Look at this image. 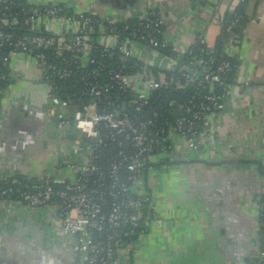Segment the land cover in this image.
Segmentation results:
<instances>
[{
	"label": "crops",
	"instance_id": "0c3cea01",
	"mask_svg": "<svg viewBox=\"0 0 264 264\" xmlns=\"http://www.w3.org/2000/svg\"><path fill=\"white\" fill-rule=\"evenodd\" d=\"M31 1L59 3L113 21L155 10L166 39L180 52L203 35L211 48L220 47L238 62L224 107L216 111L217 143L192 150L178 141L173 151L151 156L144 187L152 201L143 209L144 233L139 245L138 238L129 248L128 259L129 264H252L263 246L249 198L264 196V0H248L242 33L230 32L221 46L226 17L241 0ZM104 33L100 40L114 44L115 37ZM133 46L143 62L168 65L162 51ZM8 67L10 85L0 102V174L38 180L55 173L60 161L84 163L90 140L75 125L61 127L59 116L51 114L56 103L43 66L15 54ZM61 104L59 112L66 111L76 124L79 109ZM57 176L69 177V171ZM73 241L52 229L48 209L0 203V264H25L31 244L55 249L45 255L49 264H70L76 258L68 257ZM45 257L32 264H43Z\"/></svg>",
	"mask_w": 264,
	"mask_h": 264
},
{
	"label": "built area",
	"instance_id": "2783aa9c",
	"mask_svg": "<svg viewBox=\"0 0 264 264\" xmlns=\"http://www.w3.org/2000/svg\"><path fill=\"white\" fill-rule=\"evenodd\" d=\"M137 18L133 25L59 3L0 0L1 59L9 64L15 54L34 58L44 68L56 103L50 112L59 116L60 126L75 125L89 140L95 138L84 163L60 161L55 173L35 181L0 174V203L46 208L52 229L73 238L76 258L70 264H129L125 251L144 233L142 213L152 201L144 187L151 156L173 151L178 141L192 150L216 144V111L224 107L230 73L238 70L229 59L218 58L217 48L203 35L180 52L166 39L157 11ZM3 24H29L32 30L17 37ZM236 24L235 17L227 30ZM102 31L115 37V43L100 40ZM134 44L157 51L171 48L173 54H165L168 65L157 68L136 56ZM98 46L101 57L116 64L108 67L101 61L100 67L108 68L106 78L98 79L94 70L90 81L87 71L96 62L92 52ZM49 50L61 59L49 62ZM73 76L85 78L82 92L88 103L58 95L57 82ZM60 102L67 110L79 107L76 124L66 111L59 112ZM63 169L69 177L61 179L57 172ZM259 206L263 246L252 264H264V196Z\"/></svg>",
	"mask_w": 264,
	"mask_h": 264
},
{
	"label": "trees",
	"instance_id": "16d2710c",
	"mask_svg": "<svg viewBox=\"0 0 264 264\" xmlns=\"http://www.w3.org/2000/svg\"><path fill=\"white\" fill-rule=\"evenodd\" d=\"M247 2L248 0H245V1H242L238 6L237 8L229 13L226 17V21H225V29H224V34L222 35V37L220 38V45L223 43L222 41L225 39V37L231 32V33H242L246 23H247V20H248V16H247V9H246V5H247ZM236 17L237 19V24L235 26H233V28L228 31L227 30V25L229 23H231V21L234 20V18ZM138 18H132V19H129V22L133 25L136 24V22L138 21L137 20ZM119 26H123L122 24H119ZM2 27H4L5 29L9 30L10 32L14 33L17 37L19 36H23L25 34H29L31 32V27L29 24H20V25H17V24H14V25H2ZM98 29H96V32L93 34L94 37H96L98 35ZM124 35V34H123ZM202 44H197L198 47H200ZM101 47L98 46L96 48H94L93 52H92V57L95 59V63L92 64L88 71H87V78L88 80H93V76H95L93 74V71L94 70H98L97 72V75L96 77L98 79H102L104 80V78H106V72H107V69L108 68H104V67H100V64H106L108 65V67H112L114 66L113 64H116V60H115V63L114 62H111L110 60L108 59H105V58H102L101 57ZM163 53L167 54V55H171L173 54V51L171 50V48H163L161 50ZM48 55H49V62H54V60H60L61 57H55V52L53 50H49L47 51ZM2 53H0V75H5V78L3 79H0V100L2 98V96L4 95V92L8 89L9 85H10V70H9V64L1 59L2 57ZM217 57L220 58V57H225L227 59H229L233 66H234V69H236L238 66V62L233 58V57H229V56H226L225 54H223L220 50V47L217 48ZM102 61V62H101ZM100 67V68H99ZM235 74H236V71H232L230 73V79H229V83L233 82L234 78H235ZM89 81V82H90ZM84 84H85V78L83 79L82 77L80 76H73L71 78H68L66 80H61V81H58L57 82V88H58V95L63 99V100H66L68 97H70L73 101L74 100H77L78 102H86L88 103L89 102V98H87V96H85L82 92L83 90V87H84ZM158 100H153V107H158ZM20 178H22L23 180L25 179L23 176H20ZM31 181H35V180H31ZM262 233V232H261Z\"/></svg>",
	"mask_w": 264,
	"mask_h": 264
},
{
	"label": "flooded vegetation",
	"instance_id": "af4514ba",
	"mask_svg": "<svg viewBox=\"0 0 264 264\" xmlns=\"http://www.w3.org/2000/svg\"><path fill=\"white\" fill-rule=\"evenodd\" d=\"M16 252L17 253H19L20 251H19V249H17L16 248ZM55 249L53 248V247H51V246H49V247H40V245L39 244H37V245H35V244H31L30 245V249H29V251L30 252H28V254H27V256H26V258H27V261L25 262V264H28V261H30L31 263L30 264H32L33 263V261L34 262H36V260L38 261V259H39V257H42V258H44L45 257V255L49 252V251H51V252H53ZM67 251H68V257L70 258V259H74V257H75V255H76V251H75V249H74V241H73V243H72V245L70 246V247H68V249H67ZM26 252V253H27ZM25 255V254H24ZM48 256V255H47ZM46 258L47 257H45V260H43L42 262H43V264H49V261H47L46 260ZM37 263V262H36Z\"/></svg>",
	"mask_w": 264,
	"mask_h": 264
},
{
	"label": "rangeland",
	"instance_id": "374dc122",
	"mask_svg": "<svg viewBox=\"0 0 264 264\" xmlns=\"http://www.w3.org/2000/svg\"><path fill=\"white\" fill-rule=\"evenodd\" d=\"M197 41H198V38H197ZM148 50H149V49H148ZM155 51H156V50H155ZM164 57L167 58V56H165V55H164ZM146 61H149V62H151V63L153 62V61H151V60H149V59H146ZM153 63H155V62H153ZM149 65L159 68V66H155V65L150 64V63H149ZM175 139H177V138H175ZM249 199L254 200V201H253V205H254V209H253V210H255V212H256V210H257V214H258L259 209H260V206H259V203L257 204V202L259 201V198H257V197L255 196V197H250ZM50 230H51V229H50ZM260 231H261V230H260ZM50 233L53 234L52 230L50 231ZM138 238H139V241H138V245H139L142 236L140 235ZM138 238H137V239H138ZM137 239H136V240H137ZM138 247H139V246H138ZM133 248H134V247H133ZM133 248H132V251H131V252H133L132 254L134 255L135 248H134V249H133ZM129 250H130L129 248L126 249V251H125V255H128V251H129ZM131 252H130V253H131ZM130 253H129V254H130Z\"/></svg>",
	"mask_w": 264,
	"mask_h": 264
},
{
	"label": "water",
	"instance_id": "95a60500",
	"mask_svg": "<svg viewBox=\"0 0 264 264\" xmlns=\"http://www.w3.org/2000/svg\"><path fill=\"white\" fill-rule=\"evenodd\" d=\"M126 107H127V102L125 101L124 103H123V109L125 110L126 109ZM72 110H77V109H79V107L77 106H73L72 108H71ZM116 113H117V115H119L120 114V111H118V110H116ZM84 136H86L85 134H83ZM86 138H88V137H86ZM92 142H95V138H91L90 139Z\"/></svg>",
	"mask_w": 264,
	"mask_h": 264
}]
</instances>
